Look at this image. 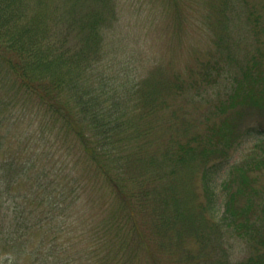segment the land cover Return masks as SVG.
Masks as SVG:
<instances>
[{"label": "trees", "instance_id": "1", "mask_svg": "<svg viewBox=\"0 0 264 264\" xmlns=\"http://www.w3.org/2000/svg\"><path fill=\"white\" fill-rule=\"evenodd\" d=\"M217 4L221 27L226 2L224 6L222 0H217ZM224 36L219 29L218 42L222 43ZM99 39L96 21L86 30L82 21L75 22L65 13L36 12L29 16L26 0H0V53L5 50L9 57H14L8 61L9 71L14 76L13 87L19 97L32 104V112H35H29L31 123L23 122V125L31 128L32 138H36L33 145L40 148L42 142L43 145L48 143L44 136H34L36 121L50 119L53 128L60 122L61 129L62 125L67 129L68 145L64 144L63 150L72 148L65 156L57 150L35 153L38 150L35 147L34 152L28 151L29 141L24 130L15 139L17 152L2 165L7 168L0 173V186L2 182L12 184L11 187L23 184L18 191L20 199L31 200L34 214L21 230L2 235L1 245L15 250V254L21 253L20 256L26 253L32 264H133L141 253H146L156 264H162L161 254L173 242L176 249L181 248L186 254L185 242L195 236L190 227L197 230L195 225H188L203 221L204 216L193 214L184 205L185 196L174 194L164 180L178 176L180 170L176 173L174 165L181 167L183 163L182 168L193 167L188 158L194 157L202 164L205 212L215 223L211 229L252 237L253 228V242L261 249L250 261L263 263L264 185L257 187L255 177L249 173L252 169L257 177H264L263 125L259 123L244 132V137L259 141V152L251 162L230 169L221 183L219 200L214 192L213 176L217 173V164L224 162L226 156L209 164L208 153L211 154L213 147L222 150L217 144L220 137L214 139L209 148L196 136L171 141L157 139L155 134L160 128L175 126L172 122L156 120L161 106L165 107V98L157 92L163 81L155 79L153 74L133 81L126 73V79L118 81L95 74ZM90 43L94 44L91 51ZM226 58H232L230 52ZM256 61L253 57L247 62L243 57L245 63L239 84H250L252 79L255 84L259 79V90L255 86L247 87L252 90L251 94L239 97L236 93L232 99L244 103L254 93H264V73L259 70L258 76L254 71ZM94 83H99L98 91ZM111 83L116 88L107 91L106 103L100 92ZM238 104L235 114L239 116L244 110L242 104ZM28 110L23 109L25 114ZM230 131L231 128L221 130ZM79 163L82 169L77 173ZM161 163L167 170L159 165ZM91 166L98 169L115 211L104 226L94 227V236L85 237L82 233L70 238L66 234L80 210L75 204L82 191L77 188L79 185L85 188L80 177ZM237 183L239 187L234 190ZM245 188L249 190V198L236 208L235 198ZM22 213L26 216V209ZM213 264L227 262L218 259Z\"/></svg>", "mask_w": 264, "mask_h": 264}, {"label": "rangeland", "instance_id": "2", "mask_svg": "<svg viewBox=\"0 0 264 264\" xmlns=\"http://www.w3.org/2000/svg\"><path fill=\"white\" fill-rule=\"evenodd\" d=\"M222 1L224 6L226 2V7L222 14V26L219 27L221 14L217 0H26L29 16L36 12L65 13L75 22L82 21L86 30L97 22L100 53L94 71L100 77H113L116 81L127 77L133 81L153 74L155 79L163 81L157 92L165 98V107L161 106L156 120L172 122L175 126L160 128L155 134L157 139L171 141L196 136L209 148L214 139L220 137L217 144L222 150L213 147L211 154L208 153L209 164L226 156L224 162L217 164L218 170L213 176L214 192L219 200L222 197L221 183L230 169L242 163L245 165L246 161L251 162L259 152V141L256 143L255 138L244 137V132L259 123L264 127V93H254L244 103L232 99L236 93L239 97L251 94L252 90L250 92L247 87L255 86L259 90V79L255 84L253 79L250 84L242 82V85L239 81H242L243 57L247 62L254 57L257 60L254 71L258 76L259 70L264 73V0ZM219 29L226 35L222 43L218 42ZM73 36L77 39L76 32ZM93 47L94 44L90 43L89 51ZM1 52L4 56L0 55V173L3 174L7 167L2 165L7 164L17 152L14 141L23 130L29 141L28 151L34 152L37 146L33 145L36 138H32L31 128L23 125V122L28 124L32 121L30 113H35L32 112V104L19 97L13 87L14 76L9 71L8 61L14 57H9L5 50ZM229 52L232 56L230 60L226 58ZM173 82L176 84L170 86ZM98 85L94 83L97 91ZM111 85L100 92L104 102L107 91L116 88ZM176 87L178 90L174 89ZM238 103L243 105L244 110L239 116L235 114L240 105ZM24 107L29 109L26 114ZM49 122L50 119L48 122L36 121L34 136H44L48 144L43 145L42 142L35 153L46 154L57 150L65 156L72 150L70 147L63 150L64 144L68 145L65 138L67 129L64 125L61 129L60 122L53 128ZM229 128L230 132H221ZM188 160L193 167L182 168L183 163L181 167L174 165L176 173L180 170L178 176H168L164 184L170 186L174 194L185 196L184 205L193 214L202 213L204 217L203 221L188 225H195L197 230L190 227L195 236L185 242L187 253L183 254L181 248L176 249L175 242L169 243L161 254L162 264H213L218 259H225L227 264H254L250 260L255 259L261 249L253 242L254 229L251 228L252 237L211 229L215 223L205 212L202 164L194 157ZM159 165L167 170L163 163ZM80 168L79 163L77 173L81 172ZM252 171L249 173L255 177V184L262 187L264 177H257ZM97 172L98 169L91 166L80 177L85 188L83 190L81 185L77 188L82 191L75 204L80 210L66 234L70 238L82 233L85 237L94 236V227L104 226L115 211ZM11 185L2 182L0 186V237L9 231L21 230L34 214L31 200L20 199L18 191L24 185ZM236 187H239L238 183L233 189L237 190ZM75 193L74 196H77ZM238 195L235 198L236 208L247 201L249 190L245 188ZM24 209L26 216L22 213ZM35 238L33 236L32 239ZM14 252L2 246L0 240V264H32L26 253L20 256L21 253ZM17 258V263H13ZM133 264L156 263L146 253H141Z\"/></svg>", "mask_w": 264, "mask_h": 264}]
</instances>
